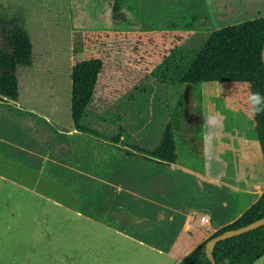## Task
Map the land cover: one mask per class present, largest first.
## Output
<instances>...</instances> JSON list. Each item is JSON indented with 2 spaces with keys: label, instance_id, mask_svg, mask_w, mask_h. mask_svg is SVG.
Returning a JSON list of instances; mask_svg holds the SVG:
<instances>
[{
  "label": "rangeland",
  "instance_id": "374dc122",
  "mask_svg": "<svg viewBox=\"0 0 264 264\" xmlns=\"http://www.w3.org/2000/svg\"><path fill=\"white\" fill-rule=\"evenodd\" d=\"M0 3L9 14L22 11L33 66L18 68L19 104L34 110L0 104V264H173L124 236L127 229L118 225L106 228L95 221L98 196L90 175L102 171L96 160L111 158L110 152H96L98 148L88 143L85 157L84 145L78 143L82 140L66 130L78 128L79 103L92 90V85L84 86L82 78L91 76L102 60L81 47L73 52L75 37L79 46L86 41L83 35H75L70 24L68 0ZM126 5L136 14L137 29L125 33L95 29L85 37L98 42L106 34L116 35L125 44L127 65L145 70L174 44L194 45L209 30L264 16V0H126ZM75 75L79 85L72 82ZM216 83L191 87L185 118L194 111V104L201 103L202 111L226 116L217 130L220 138L231 131L253 139L247 84L218 82L223 91L217 95ZM110 84L118 85L114 80ZM191 99L193 104L188 102ZM184 129L164 126L149 154L170 157L179 148L178 161H198L190 153L188 134L181 132ZM112 141L132 144L124 132ZM72 149L75 158L66 156ZM44 154L55 158L57 165L48 159L41 168ZM84 162L87 170H79ZM233 177L232 170L228 178ZM252 264H264V254Z\"/></svg>",
  "mask_w": 264,
  "mask_h": 264
},
{
  "label": "trees",
  "instance_id": "16d2710c",
  "mask_svg": "<svg viewBox=\"0 0 264 264\" xmlns=\"http://www.w3.org/2000/svg\"><path fill=\"white\" fill-rule=\"evenodd\" d=\"M68 7L75 35H83L87 45L79 46L77 36L73 52L81 47L102 60L91 76L82 78L84 86L90 84L92 90L79 103L75 116L77 126L91 133L111 139L124 130L130 134L131 142L153 148L164 126L180 130L187 86L191 89L204 82L245 83L249 91L264 93V16L209 30L194 45L174 44L145 70L127 65L125 44L119 43L116 35L106 34L98 42L85 37L95 29L114 33L137 29L136 14L126 0H68ZM21 12L9 14L0 3V95L11 100L18 98V68H31L33 64L32 43ZM112 67L116 68L114 72ZM105 74L106 79L102 78ZM111 80L118 85H109ZM72 82L79 85V77L73 76ZM252 119L264 163V116L252 115ZM262 215L264 190L236 219L211 235L245 225ZM205 241L183 256V264H210L204 251ZM263 254L264 223L221 239L213 247L215 264H252Z\"/></svg>",
  "mask_w": 264,
  "mask_h": 264
},
{
  "label": "crops",
  "instance_id": "0c3cea01",
  "mask_svg": "<svg viewBox=\"0 0 264 264\" xmlns=\"http://www.w3.org/2000/svg\"><path fill=\"white\" fill-rule=\"evenodd\" d=\"M0 99L3 107L34 112L29 107L26 109L25 104H19V89L16 100L1 95ZM200 110L205 113L201 103ZM220 116L226 119L225 115ZM77 129L66 131L82 140L78 143L84 145L85 157L88 143L98 148L96 152H110L111 158L96 160V166L100 165L102 171L90 175L98 196L95 200L96 223L106 228L118 225L124 231L127 229L128 235L123 233L124 236L150 247L158 257L167 258L173 264H183L185 254L236 219L264 190L263 156L255 132L253 139L231 131L222 138L216 133L218 139L213 154L206 156L205 152L201 154L203 126L199 150L190 140V149L187 146L198 161L183 163L178 161L179 148L170 157H157L149 154L152 150L149 146L131 140L129 145L112 141L120 132L105 139L83 127ZM121 132L130 136L124 130ZM162 147L160 142V151ZM75 153L72 149L66 156L75 158ZM43 156L41 168L50 158ZM49 160L57 165L53 161L55 158ZM79 166L81 170L87 164L84 162ZM232 170L234 177L229 179Z\"/></svg>",
  "mask_w": 264,
  "mask_h": 264
},
{
  "label": "clouds",
  "instance_id": "9594fccd",
  "mask_svg": "<svg viewBox=\"0 0 264 264\" xmlns=\"http://www.w3.org/2000/svg\"><path fill=\"white\" fill-rule=\"evenodd\" d=\"M223 87L216 83V94L220 95ZM249 111L253 116H264V93L259 91H249L247 95ZM204 132L202 134L203 148L206 156L213 154L215 143L218 139L217 130L222 124L220 114L215 112H205L202 116Z\"/></svg>",
  "mask_w": 264,
  "mask_h": 264
},
{
  "label": "water",
  "instance_id": "95a60500",
  "mask_svg": "<svg viewBox=\"0 0 264 264\" xmlns=\"http://www.w3.org/2000/svg\"><path fill=\"white\" fill-rule=\"evenodd\" d=\"M261 59H262V63L264 66V43H263V46L261 49ZM189 90H190V86H187L186 92L184 94L185 99H184V108H183V112H182V120L185 119V116L187 113V111H186L187 110L186 97L188 95L190 98H192V95L190 94ZM190 114H192L195 118L198 119L196 121V125H200L202 127L203 126L202 116L204 115V112L200 111L199 113H197V110H196V112L194 110V111H191V113L188 112V115H190ZM197 150H199V149H197ZM201 154H204V148H202ZM263 223H264V215H262L261 217L255 219V220H253V221H251L245 225H242V226H239V227H236L233 229H228V230L222 231V232L215 234V235L208 236L206 238L205 243H204V251H205L206 257L210 261V264H215L214 255H213V247H214L216 242H218L221 239H224V238H227V237L248 231L250 229H253L259 225H262Z\"/></svg>",
  "mask_w": 264,
  "mask_h": 264
},
{
  "label": "flooded vegetation",
  "instance_id": "af4514ba",
  "mask_svg": "<svg viewBox=\"0 0 264 264\" xmlns=\"http://www.w3.org/2000/svg\"><path fill=\"white\" fill-rule=\"evenodd\" d=\"M189 103H192V99L189 101ZM199 107V104L196 103L194 104L193 109L195 111L197 110V113H199ZM197 120L198 119L195 118L193 115L187 114V117L184 119V123H182L181 125V127L185 128L181 132L183 134H188V139L192 141V144L196 147V149H198V147H200L201 145V139H199L201 137V135L199 134L201 127L196 125Z\"/></svg>",
  "mask_w": 264,
  "mask_h": 264
}]
</instances>
